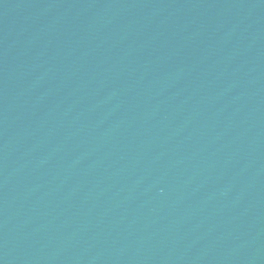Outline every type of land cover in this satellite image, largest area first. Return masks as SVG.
I'll use <instances>...</instances> for the list:
<instances>
[{
	"label": "water",
	"instance_id": "water-1",
	"mask_svg": "<svg viewBox=\"0 0 264 264\" xmlns=\"http://www.w3.org/2000/svg\"><path fill=\"white\" fill-rule=\"evenodd\" d=\"M0 264H264V0H103L0 126Z\"/></svg>",
	"mask_w": 264,
	"mask_h": 264
}]
</instances>
